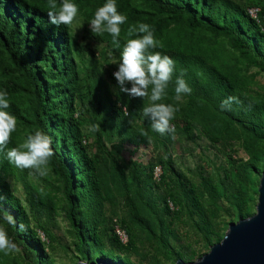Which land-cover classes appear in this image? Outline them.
<instances>
[{
    "label": "trees",
    "instance_id": "obj_1",
    "mask_svg": "<svg viewBox=\"0 0 264 264\" xmlns=\"http://www.w3.org/2000/svg\"><path fill=\"white\" fill-rule=\"evenodd\" d=\"M72 2L79 7L84 40L96 43L97 53L85 54L88 45H78L71 26L50 22L48 0H0V91H7V111L17 118L8 147L41 130L52 138L55 153L49 174L38 177L0 152V207L29 226L20 232L0 212V225L20 249L17 255L0 253V264H52L45 249L59 244L52 230L58 207L78 261L99 256L133 264L132 254L141 264L191 260L187 245L174 242L176 223L189 226L209 249L221 241V228L254 213L257 178L264 172V86L255 81L264 74V0H116L127 16L119 47L108 33L90 30L106 0ZM252 7L259 9L257 20L247 14ZM141 22L153 26L161 44L156 51L175 61V75L183 71L192 89L177 101L174 76L160 101L180 108L174 136L155 132L142 113L150 99L120 92L113 76L127 29ZM230 96L239 103L221 109ZM200 138L219 145L227 167L197 170L188 180L174 168L170 145ZM125 144L152 145L160 153L146 165L125 163ZM14 184L21 185L23 199ZM114 226L126 233V244Z\"/></svg>",
    "mask_w": 264,
    "mask_h": 264
},
{
    "label": "clouds",
    "instance_id": "obj_2",
    "mask_svg": "<svg viewBox=\"0 0 264 264\" xmlns=\"http://www.w3.org/2000/svg\"><path fill=\"white\" fill-rule=\"evenodd\" d=\"M47 15L54 25L71 26L79 14V7L72 0H48ZM127 22V16L118 11L116 0H106L98 7L89 25L92 33H108L112 42L120 46L121 26ZM129 37L120 52V60L113 73L118 82L119 91L133 98H149L151 103L142 108L143 116L150 121L151 128L161 134L175 135L176 128L172 121L180 111L178 105L160 102L167 95V90L174 79L175 99L180 101L183 96L190 95L191 87L184 78V72L176 76V63L169 56L156 51L161 47L156 39L153 26L139 23L127 29ZM134 37V38H133ZM130 85V87H127ZM233 102L239 103L235 96L228 97L221 109H230ZM10 101L7 91H0V152H5L9 163L18 169L29 170L30 175L46 177L55 153L52 138L44 131L35 130L15 147L9 148L12 134L17 130V118L8 112ZM128 115L127 112H125ZM93 130H97L95 127ZM3 198L0 197V200ZM0 212H3L0 207ZM2 220L20 232H27L29 226L23 222L17 224L16 218L3 212ZM19 246L11 238L3 225H0V253L5 255L18 252Z\"/></svg>",
    "mask_w": 264,
    "mask_h": 264
},
{
    "label": "rangeland",
    "instance_id": "obj_3",
    "mask_svg": "<svg viewBox=\"0 0 264 264\" xmlns=\"http://www.w3.org/2000/svg\"><path fill=\"white\" fill-rule=\"evenodd\" d=\"M71 31L74 36V39L77 41L78 45L81 46L82 49L86 45H88V49L85 50V54L88 56L90 53L93 54L97 53L99 46L90 40H84V32H83V23L76 19L73 24L71 25ZM81 49V50H82ZM84 51V50H82ZM109 62L112 64H116L114 58H109ZM106 66V65H105ZM112 70V69H109ZM256 70H251V73H255ZM114 73V72H113ZM255 81L264 86V74H258L255 78ZM238 149V157H244L242 151ZM94 150H91L93 153ZM160 151L158 149L154 150L152 145H123V150L121 152L122 161L127 163L130 161H134L139 163L140 165H146L149 160L154 158ZM170 154L171 159L173 161L174 168L176 171L182 173L188 180H192L193 174L197 170L204 169L206 172H213V169L217 166H225L227 167V157L221 152L219 145H212L209 141L205 138H200L195 142H188V141H178L174 140L173 143L170 145ZM160 175L159 168H155L153 174V182L156 183L158 180V176ZM261 177V176H260ZM257 178V180L260 179ZM10 184L13 181L8 180ZM259 182V181H258ZM16 189V195L23 199L24 194L20 184H14ZM258 188V186L256 187ZM154 192L156 194L162 193L161 189H155ZM257 195H255L256 201L253 205V212L255 211V206L257 204ZM171 209H173L172 205L169 204ZM119 214H123L120 212ZM230 224V223H229ZM228 224V225H229ZM228 225L225 228H221V235L222 238L224 237L225 233L228 230ZM176 229L178 232L179 238L174 241L177 246L180 245H187L185 248L186 254L193 253L194 256L191 260H182L185 263L194 262L199 259L201 256L205 255L209 252V249H206L202 244L198 237L195 235L194 231L189 227L183 224L176 223ZM52 230L54 234L59 238V244L56 246L55 250H51L50 248H46L45 252L50 255V259L52 264H75L78 260L75 258L73 254V247H72V236L69 233V225L66 219L64 218L62 210L58 207L56 209ZM40 238L43 239L41 233H39ZM222 240V239H221ZM145 246H147L145 244ZM211 247V246H210ZM14 255L19 254V252H13ZM119 254L122 258L124 255ZM99 257V256H98ZM104 259V258H103ZM116 262V260L112 259ZM130 260L133 264H141V257L136 255H131ZM164 261V260H163ZM165 264H172L171 262L164 261ZM175 261L173 264H176ZM142 264H146L144 261Z\"/></svg>",
    "mask_w": 264,
    "mask_h": 264
},
{
    "label": "water",
    "instance_id": "obj_4",
    "mask_svg": "<svg viewBox=\"0 0 264 264\" xmlns=\"http://www.w3.org/2000/svg\"><path fill=\"white\" fill-rule=\"evenodd\" d=\"M257 204L253 215L228 225L222 240L194 262L178 260L176 264H264V172L258 182ZM75 264H119L111 259L96 258Z\"/></svg>",
    "mask_w": 264,
    "mask_h": 264
},
{
    "label": "built area",
    "instance_id": "obj_5",
    "mask_svg": "<svg viewBox=\"0 0 264 264\" xmlns=\"http://www.w3.org/2000/svg\"><path fill=\"white\" fill-rule=\"evenodd\" d=\"M247 14L252 18L257 20L258 14H259V9L252 7L247 9ZM114 234L117 236L119 241L123 244H126L128 241L126 233L120 229L118 226H114Z\"/></svg>",
    "mask_w": 264,
    "mask_h": 264
}]
</instances>
